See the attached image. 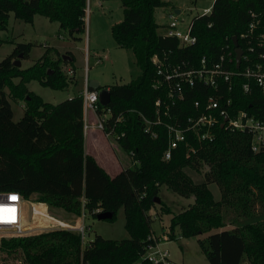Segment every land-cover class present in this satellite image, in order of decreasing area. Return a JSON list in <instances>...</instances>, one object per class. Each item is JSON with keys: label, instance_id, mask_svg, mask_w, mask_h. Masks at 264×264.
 <instances>
[{"label": "trees", "instance_id": "trees-1", "mask_svg": "<svg viewBox=\"0 0 264 264\" xmlns=\"http://www.w3.org/2000/svg\"><path fill=\"white\" fill-rule=\"evenodd\" d=\"M121 2L123 19L112 25V36L119 46L132 49L141 74L128 83L107 86L111 99L108 105L99 102V113L110 110L108 126L124 135L109 138L128 154L131 163L111 176L93 155L85 153L82 95L54 104L24 85V81L37 78L45 86L67 87L75 76L73 65L65 67L72 57L53 59L49 47L34 65L21 68L14 61L20 54L28 57L32 44L18 43L0 61V151L17 160L21 184L0 185V190H17L27 200L76 216L84 213L97 217L108 211L113 217L106 220L113 221L119 210H124L128 238L110 239L97 234L82 249L80 235L72 238L68 236L72 231L51 232L43 244L56 242L65 247L66 258L59 264H153L143 258L149 237L155 234L149 211L159 204L162 212H171L163 200H155L163 184L180 195L195 197L171 218V239L177 227L183 237L206 234L198 241L211 264H264V219L257 218L259 212L264 215V150L253 151L247 133L226 130L218 123L212 140H202L190 131L187 141L165 159L169 147L166 123H184L189 115L204 109L208 96L215 92L197 84L167 109V89L154 87L158 74L153 61L158 55L197 66L203 57L216 61L227 51L234 56L236 47L247 53L241 33L248 28L251 12L264 13V0H214L210 14L196 15L191 21L197 41L185 48L179 47L177 37L159 32L161 25L154 11L169 5V1ZM86 8L87 0H0V30L7 29L11 13L26 22H33L34 16L41 14L57 21L78 40L86 31ZM69 68L74 75H68ZM16 77L21 78L20 83L13 81ZM244 81L240 76L233 78L228 94L233 99L230 111L246 109L264 116V91L253 87L251 93H245ZM7 86L14 98L25 101L24 114L18 121L13 120ZM222 90L227 95V84ZM159 98L161 106L156 105ZM196 100L201 101V108L195 106ZM118 117L121 119L117 121ZM145 118L152 121L150 131L145 130ZM187 167L203 172L204 182H195ZM213 182L221 190L219 200L208 186ZM239 217L254 220L228 229L227 223H236ZM38 239H0V252L23 264H39L31 253L32 249L39 250Z\"/></svg>", "mask_w": 264, "mask_h": 264}, {"label": "rangeland", "instance_id": "rangeland-1", "mask_svg": "<svg viewBox=\"0 0 264 264\" xmlns=\"http://www.w3.org/2000/svg\"><path fill=\"white\" fill-rule=\"evenodd\" d=\"M167 1L170 2L169 5L157 7L154 11L155 19L161 25L159 28L161 34L166 31V24L170 21L169 15L171 13L175 14L178 20L182 22L179 28L186 30L188 23L196 15L202 14L204 8L214 3V0ZM177 9L180 10L179 13L176 12ZM122 19L123 6L121 0H87L86 31L81 35V39L76 40L70 36L67 30L62 29L57 21H51L44 15L36 14L33 22H26L11 13L7 29L0 30V37L2 38V42L0 43V61L8 56L18 43L32 44L28 57L19 56L17 58V60L21 61V68L34 65L49 47L52 50L50 55L53 59L65 56L72 57V61H69L65 67L73 65L75 76L67 87L56 89L51 86H45L37 78L24 81V85L30 91L40 95L45 101L54 104L69 96L78 95L85 87V79L89 84L90 81L96 80L101 87L128 83L141 74V68L136 63L132 49L119 46L112 36V25L120 22ZM99 57L101 60L97 62ZM13 81L20 83L21 78L16 77ZM6 93L9 95L8 98L14 112L13 120L18 121L24 114L25 101L14 98L9 86L6 87ZM93 129L96 131V135L90 133L88 144L90 146L92 143L94 148H96V152L101 156V160L111 161L110 164L114 163L109 167L110 170L113 171L119 166L113 160L114 155L119 157L118 160L124 165L131 163V158L128 154L118 148L116 143L110 138L106 137L102 130L98 128ZM185 170L195 182H204L203 172H198L189 167L185 168ZM10 183L21 184L20 169L14 157L0 151V185ZM208 186L214 198L219 200L221 198V190L218 184L213 182L209 183ZM159 197L166 203L171 212H162L159 204L150 210L149 213L153 215L152 228L156 236L169 235L170 239L164 243V246L168 248L172 260L177 264H211L198 241V238L204 237L206 234H202L199 237H183L180 234L179 227L175 229L173 239H171L169 234L171 218L193 203L195 197L180 195L164 184L160 187ZM45 205H39L38 209L46 211L48 214H52L61 220L72 219L75 220L74 222H82V216H76L61 208L50 209L48 205H46L47 207ZM27 214V222L33 228L24 236L39 238L37 241L41 245L38 251L35 249L31 251L34 260L39 264L61 263L66 258L65 247L61 244H56V242L43 244V240L49 238L51 232L57 231V229L50 230L44 228L43 224L48 222L46 217L42 215L33 217L30 204ZM258 214L257 218L264 219V215L260 214V212ZM83 220L87 226L85 243H88L97 234L110 239L129 237L125 226L123 209L119 210L116 219L113 221L98 219L90 214H86ZM250 220L252 221L254 218L239 217L236 223L228 222L227 228H234L236 225H242ZM68 231H72L68 235L72 238L76 235H81L74 229ZM16 237L21 236H10L0 233L1 240ZM0 264L23 263L12 256L4 257V253L0 252Z\"/></svg>", "mask_w": 264, "mask_h": 264}, {"label": "built area", "instance_id": "built-area-1", "mask_svg": "<svg viewBox=\"0 0 264 264\" xmlns=\"http://www.w3.org/2000/svg\"><path fill=\"white\" fill-rule=\"evenodd\" d=\"M212 7L213 5L204 8L200 15L210 14ZM169 16L170 21L166 24V31L162 35L177 37L180 48L196 43L197 38L192 34V22L188 23L186 30H182L179 28L182 22L178 20L177 16L173 13ZM251 17L247 30L241 33V38L246 40L247 53L242 48L243 53L238 67L236 65V50L234 56L231 51H227V53H222L216 61H207L203 57L197 66L191 65L186 60L168 61L158 55L153 57L158 74L154 87L167 89V109L171 105H176L177 101L184 99L187 89L193 88L197 84L211 87L215 92L208 96L204 109L198 114L189 115L184 123L182 121L166 123L169 147L164 153L165 159L171 157L172 150L182 141H187V133L190 131L195 132L196 136L202 140H212L214 138L213 130L218 123L226 130L247 133L250 136L253 151L264 150V116L258 117L246 109L231 112L230 107L233 99L228 95L233 88L234 76L245 78V81L242 82V89L245 93H251L253 87L264 91V13L253 11ZM100 60L99 57L97 62ZM68 74L74 75L73 69L69 68ZM224 84H227V95L222 90ZM99 91V89L90 88L85 79V87L79 93L83 97L84 132L86 133L91 128H98L108 138L113 134L119 138L124 135V132L117 134L113 126H108L110 110L104 111L102 114L99 113ZM223 99H225L224 104L222 103ZM161 103V98L156 100V105L161 106ZM194 104L197 108H201L200 100H196ZM120 119L121 117H118L117 121ZM145 122V130L150 131L152 121L145 118ZM156 122H160V120ZM153 134L155 135V133ZM26 201L28 200L23 198L17 190H0V233L10 236H24L29 233L28 231L33 227L27 224L28 214L24 206ZM40 204L45 203L40 202ZM31 207L33 217L41 215L46 217L48 222L43 224L44 228L50 230L74 229L81 234L82 249L85 247L87 226L83 220L84 213L82 222L72 225L46 211H41L33 202H31ZM45 207L47 206L45 205ZM149 239L143 255L145 260L153 264H177L172 260L168 248L164 246V243L170 239L169 235L156 236L152 234Z\"/></svg>", "mask_w": 264, "mask_h": 264}, {"label": "water", "instance_id": "water-1", "mask_svg": "<svg viewBox=\"0 0 264 264\" xmlns=\"http://www.w3.org/2000/svg\"><path fill=\"white\" fill-rule=\"evenodd\" d=\"M176 12L179 13L180 10L177 9ZM234 41H235V43H237L236 37H234ZM242 53H243V49L241 47H236V65H237V67L240 65ZM20 56H22V54H20ZM65 58H67V56H65ZM14 64L17 65L18 67H20L21 61L19 59L15 60ZM89 86L92 89H95V90L99 89L100 90L99 91V99H100V102L103 105H108L109 104L110 99H111V94H110V90L108 88L100 87L99 82L96 81V80L90 81ZM155 200L159 203L161 201V198L159 196H157L155 198ZM112 217H113V213L112 212H108V211L100 212L98 214V216H97L98 219H110ZM246 264H248V263H246Z\"/></svg>", "mask_w": 264, "mask_h": 264}, {"label": "crops", "instance_id": "crops-1", "mask_svg": "<svg viewBox=\"0 0 264 264\" xmlns=\"http://www.w3.org/2000/svg\"><path fill=\"white\" fill-rule=\"evenodd\" d=\"M71 97H74V96H69L68 98H71ZM98 132V131H97ZM90 133H93V135H96V131L93 129V128H91L89 131H87L86 133L84 132V134H85V153H87V154H91V155H93L96 159H97V161L106 169V171L111 175V176H114L115 174H117L125 165L123 164V163H121L119 160H118V158L119 157H117L116 155H114L113 156V160L115 161V162H117V164H119V166L117 167V168H115L113 171L112 170H110L109 169V167H111L114 163L112 162V164H110V162H108V161H106V160H101V156L99 155V153H97L96 152V148H94V146L92 145V143H91V145L89 146V144H88V141H89V136H90ZM31 202H33V201H31V200H28V201H26L25 202V209H26V211H27V209H28V206H29V204L31 205ZM35 205H36V207H38L39 205H41L40 204V202L39 203H37V202H33ZM65 221H67L68 223H70V224H72V225H74V224H77L78 223V221H76V222H74L75 220H66V219H64ZM70 221V222H69ZM28 224V223H27Z\"/></svg>", "mask_w": 264, "mask_h": 264}]
</instances>
